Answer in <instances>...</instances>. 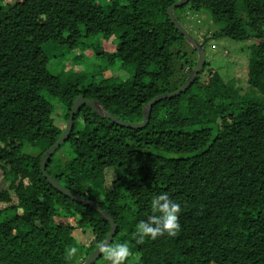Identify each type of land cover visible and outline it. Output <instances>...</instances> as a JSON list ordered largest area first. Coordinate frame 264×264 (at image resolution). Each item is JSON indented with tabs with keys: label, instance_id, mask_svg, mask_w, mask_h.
<instances>
[{
	"label": "trees",
	"instance_id": "1",
	"mask_svg": "<svg viewBox=\"0 0 264 264\" xmlns=\"http://www.w3.org/2000/svg\"><path fill=\"white\" fill-rule=\"evenodd\" d=\"M177 1L0 0V264H77L65 260L66 248L78 247L84 262L106 239L110 223L56 190L40 161L77 96L139 123L151 99L185 83L198 54L182 50L167 14ZM201 12L220 26L211 38L254 39L249 92L206 59L185 92L152 107L144 128L82 105L46 162L64 187L113 218L111 244L127 243L131 264L137 256L138 264H264V0H191L175 16L182 23ZM98 36L116 42L114 51L88 41ZM87 48L100 62L78 69ZM162 192L180 203L181 229L138 244L136 224Z\"/></svg>",
	"mask_w": 264,
	"mask_h": 264
},
{
	"label": "rangeland",
	"instance_id": "2",
	"mask_svg": "<svg viewBox=\"0 0 264 264\" xmlns=\"http://www.w3.org/2000/svg\"><path fill=\"white\" fill-rule=\"evenodd\" d=\"M181 21L195 39H197L199 42H203V47L206 52V59L214 67H216L223 76H225V81L231 79V82H233L236 87H241L244 89V91L249 92L250 88L246 80V72L244 71V68L246 67L250 57L249 47L254 42V39L250 38L245 41H237L226 37L211 38L210 36L217 32L220 29V26L212 21L209 13L207 12L195 13L192 15L190 14L189 19H182ZM101 38V36H98V38L93 37L88 39V41L92 43L93 41L100 40L102 46L106 50L114 51L115 48L113 47H115L116 42L113 44ZM191 47L192 46L186 42V44L182 46V50L186 52L189 57L194 58L195 54H192ZM79 50L80 49H78V51H74V53H78ZM90 50L88 48L81 50L83 55L79 59V63H77L76 67L78 69L91 70L93 67L92 64L100 62V58L93 55V52ZM55 53L57 54L58 51H54L53 54ZM53 63L56 64L54 61ZM54 64H50V66L53 67ZM176 65L179 68L181 61L176 60ZM58 70H60V68ZM57 109L59 111L61 110L59 107ZM55 122L59 126H62L65 123L64 119L60 118H57ZM83 236L84 234L82 230H80L77 239L80 240L81 243H83ZM127 262L130 263L129 259L126 261V263ZM96 264H109V262L106 261L102 256L98 258Z\"/></svg>",
	"mask_w": 264,
	"mask_h": 264
},
{
	"label": "water",
	"instance_id": "3",
	"mask_svg": "<svg viewBox=\"0 0 264 264\" xmlns=\"http://www.w3.org/2000/svg\"><path fill=\"white\" fill-rule=\"evenodd\" d=\"M191 0H178L174 4L168 7L167 14L172 22L174 24L175 28L180 32L182 36H184L186 42L192 46L194 50L197 51V62L195 67L193 68L191 74L188 76L185 83L176 91L160 94L151 99L143 108V119L141 122H127L124 121L116 116H114L107 108L98 100L96 99H89L85 98L82 95H79L76 97V99L73 102V105L71 106V110L69 113V118L66 122L65 128L59 139L56 141V143L51 146L42 156L40 161V167L41 171L44 175V177L48 180V182L59 192L67 196L68 198H71L73 201H76L78 203H82L84 205L92 207L94 210L99 212L103 218H105L110 223V232L106 239L101 243H109L111 244L114 235L116 233L117 225L114 222L113 218L102 208L99 206V204L96 201L90 200L89 198H86L84 196L78 195L66 187H64L59 181H57L52 175H50L46 170V162L48 159L54 154V152L63 144L66 142V140L69 138L73 125H74V116L79 110V108L82 105H87L91 107L96 113H98L101 117L107 118L111 120L112 122L116 123L117 125L124 126V127H130L133 129H139L144 128L149 120L151 115L152 107L159 102L162 99L171 98L174 96H178L181 93L185 92L189 86L193 83L195 80L198 72L202 69V67L205 64L206 61V52L203 47V44L199 42L197 39H195L192 34L185 28V26L176 18L175 16V10L176 8L185 5ZM101 255V253L98 251V248L83 262V264H92L94 261Z\"/></svg>",
	"mask_w": 264,
	"mask_h": 264
},
{
	"label": "clouds",
	"instance_id": "4",
	"mask_svg": "<svg viewBox=\"0 0 264 264\" xmlns=\"http://www.w3.org/2000/svg\"><path fill=\"white\" fill-rule=\"evenodd\" d=\"M180 212V203L171 199L167 192L154 195L151 199V214L147 219H142L136 224L133 234L136 242L143 244L146 237L155 240L165 234L175 237L181 229ZM80 243L81 241L77 240V244ZM78 251L79 249L76 246L66 248L65 260L72 261L76 259L77 264H83L82 258H77ZM98 251L109 264H126L129 257L133 255L127 243L109 244L105 242L98 246ZM135 259L138 264L140 257L137 256Z\"/></svg>",
	"mask_w": 264,
	"mask_h": 264
}]
</instances>
